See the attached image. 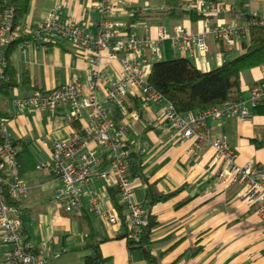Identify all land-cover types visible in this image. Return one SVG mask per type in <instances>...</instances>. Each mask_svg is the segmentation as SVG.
Returning a JSON list of instances; mask_svg holds the SVG:
<instances>
[{
    "label": "crops",
    "instance_id": "0c3cea01",
    "mask_svg": "<svg viewBox=\"0 0 264 264\" xmlns=\"http://www.w3.org/2000/svg\"><path fill=\"white\" fill-rule=\"evenodd\" d=\"M95 1L98 0H30L23 28L34 26L55 10L62 20L86 24L94 31V22L98 19ZM165 1L109 0L116 6V19L128 22L134 11H140L144 18L131 23L129 28L138 37H154L158 25L169 33L177 24L192 32L204 29L203 17L192 20L187 15L166 16ZM204 1L225 7L208 15L210 26L239 27L241 32L236 45H223L208 31L205 34L208 50L201 56L195 49L172 46L165 39L159 60L185 57L199 70L209 71L223 63L226 46L233 54L241 52L240 37L247 34L248 15L255 13L264 19V0H243L244 8L240 7V0ZM58 41L48 46L29 42L24 51L18 45L6 60L8 74L13 75L15 84L7 92L0 91V119H7L5 132L0 131L15 142L14 152H20L21 167L15 170L24 168L21 178L28 184L29 192L19 199L18 205L26 209L28 221L34 224L32 231L36 241L33 244L44 250L47 256L44 264H83L85 257L91 254L87 244L108 237L99 243L100 254L105 259L102 264H146L136 253L128 251L124 238L116 237L124 232L122 225H105L84 207L72 212L58 207L54 195L61 181L48 169L36 168L41 161L49 160L53 142L69 137L77 124L67 121L66 105L37 110L17 107L14 99L27 96L35 87L52 90L74 78L85 82L93 66L80 51L61 39ZM101 69L105 80L117 75L116 64L106 57L101 60ZM3 72L0 68V79ZM263 75V67L241 74L242 99L248 98L250 88L261 81ZM5 81L4 78L2 82ZM125 102L133 108L131 98H126ZM246 106L253 111L251 120L243 121L234 116L217 121L208 119L206 130L211 135H224L237 151L239 163L248 159L264 162V146L256 148L251 141L264 138V110L251 109L248 102ZM160 108L157 104L143 108L140 119L133 123L127 135L129 145L143 152V174L158 192H171L184 185L169 199L150 204L145 181L133 179L135 201L145 213L150 212L157 223L150 237L152 253L159 257V264H264V223L253 207L241 199L242 185L225 187L215 178L214 170L208 172L206 168L215 156L213 147L204 140L182 138L165 121L159 120ZM92 188L105 192L104 201H112L110 188H105L101 179L95 178ZM85 200L83 198L84 203ZM13 214L18 216L15 210L10 213ZM4 252L0 239V264Z\"/></svg>",
    "mask_w": 264,
    "mask_h": 264
},
{
    "label": "built area",
    "instance_id": "2783aa9c",
    "mask_svg": "<svg viewBox=\"0 0 264 264\" xmlns=\"http://www.w3.org/2000/svg\"><path fill=\"white\" fill-rule=\"evenodd\" d=\"M94 5L98 13L94 31L86 24L62 20L52 10L34 26L28 29L25 26L30 39L19 43V48L24 51L29 42L45 45L55 41L54 37L60 38L88 57L93 65L85 82L74 78L52 90L33 88L27 96L14 99L17 107L27 106L37 110L66 105L67 121L77 124L69 137L53 142L49 160L36 166L37 169H48L61 181L54 203L68 212L84 207L103 224H120L124 231L127 227L138 233L141 226L147 223L144 209L135 201L134 182L127 171V135L133 123L140 119L138 110L127 106L125 99L129 97L139 99L144 109L152 104L160 105L159 120L165 121L182 138L209 142L215 156L206 170H214L215 178L225 187L242 185L241 199L253 207L264 223V162L248 159L239 163L238 153L226 137L211 135L206 130L208 119L217 121L234 116L243 121L251 120L253 111L246 106V102L251 109L261 107L264 110V75L250 88L247 99L185 114L178 113L173 104L148 81L150 58H161L165 39L172 46L195 49L201 56L208 50L205 38L208 31L228 46H235L241 32L239 27L228 24L210 26L208 15L225 10V7L219 8L204 0L183 2L184 9H194L206 16L202 20V31L192 32L177 24L169 33L164 26L158 25L154 37H138L126 30L129 26L127 21L114 18L115 4L109 0H98ZM12 14L10 6L4 7L0 14V68L7 64L5 50L13 35ZM255 24L264 25V19L254 13L248 19V25ZM103 57L116 64L117 75L112 79L105 80L103 77ZM115 113L120 115L118 122L114 119ZM6 126L7 119L1 118L0 129L3 132ZM95 178L101 179L107 189L116 188L123 220L112 201H104L105 192L92 188ZM5 187L14 199H20L29 192L28 184L15 170V152L7 138L0 143V239L5 247L2 264H44L47 261L44 250L24 241L18 216L10 215L14 209L8 204ZM83 198H86L85 203ZM134 236L137 238V234Z\"/></svg>",
    "mask_w": 264,
    "mask_h": 264
},
{
    "label": "trees",
    "instance_id": "16d2710c",
    "mask_svg": "<svg viewBox=\"0 0 264 264\" xmlns=\"http://www.w3.org/2000/svg\"><path fill=\"white\" fill-rule=\"evenodd\" d=\"M29 2L30 0H8L6 2L0 0V14L6 6L12 7L13 11V35L10 43L6 47V60H8L9 55L17 48L20 42L30 39V35L23 28V21L29 8ZM182 5L183 2L181 0H167L165 1L166 10L164 14L172 18H181L187 15L192 20L206 17L194 9H184ZM239 5L241 8H244L243 0L239 1ZM248 17L250 18L251 15H248ZM143 18L140 11H134L128 19L129 26L126 30H130L131 23ZM240 39L241 52L239 54H233L231 49L226 46L223 49L226 54L223 63L209 71L199 70L191 60L185 57H176L169 60L155 59L151 62L148 81L157 92L161 93L173 104L175 110L180 114H185L189 111H200L213 105L236 103L242 99L241 74L251 68H264V25H248L246 36H241ZM54 40L53 42L45 43V45L48 46L52 43L56 44L59 42L58 40H60V38L54 37ZM222 44L227 45L224 41H222ZM3 69V79L5 78L6 81L2 82L3 79H0V91L3 90L7 92L9 87L15 84V81H12L13 75L10 73L8 74L9 69L7 64ZM132 100L134 101L133 108L138 110L141 116L143 109L141 101L139 99ZM129 109H132V107H129ZM114 119L118 122L120 115L115 113ZM4 140V134L0 131V143ZM8 141L11 143L12 147H14L15 142H12L10 139ZM251 141L256 148L264 146V138H254L251 139ZM128 147V176L131 179H141L145 181L150 204L165 201L184 187V185H181L175 190L167 193L158 192L154 187V183L149 182L143 174V152L140 149L130 146L129 143ZM19 155L20 152L15 153V168L21 167L18 160ZM22 171H24V168L23 170L19 169V171H17L20 177ZM109 191L114 206L117 208L123 220L124 214L122 206L118 202L117 190L112 187ZM4 194L8 204L17 212L22 234L24 235V241L32 244L35 243L36 237L33 235L32 231L34 224L28 221L26 209L19 207V199H14L8 195L6 187L4 189ZM85 211L87 212L86 209ZM145 217L147 223L141 226L138 233H136L134 229L126 227L125 231L116 237L124 238L128 251L130 253H136L138 257L145 260L146 264H159V257L152 253L150 237L151 230L157 223L150 212L146 213ZM135 234H137V238L134 236ZM107 238H100L95 241L93 240L94 238L92 239L91 237L93 241L90 240L92 242L87 244V246L91 248V254L85 257L83 264H102L105 259L100 254L99 243Z\"/></svg>",
    "mask_w": 264,
    "mask_h": 264
}]
</instances>
